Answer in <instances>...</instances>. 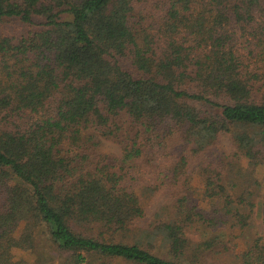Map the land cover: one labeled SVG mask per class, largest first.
Instances as JSON below:
<instances>
[{
  "label": "trees",
  "instance_id": "trees-1",
  "mask_svg": "<svg viewBox=\"0 0 264 264\" xmlns=\"http://www.w3.org/2000/svg\"><path fill=\"white\" fill-rule=\"evenodd\" d=\"M263 167L264 0H0V264H264Z\"/></svg>",
  "mask_w": 264,
  "mask_h": 264
},
{
  "label": "rangeland",
  "instance_id": "rangeland-1",
  "mask_svg": "<svg viewBox=\"0 0 264 264\" xmlns=\"http://www.w3.org/2000/svg\"><path fill=\"white\" fill-rule=\"evenodd\" d=\"M99 153L106 154L109 156L119 157L120 149L119 146L112 142L111 140H103L99 145ZM234 154V148L227 136H220L215 146L207 150L202 154L203 159H208L211 161H216L218 157L232 158ZM149 170H154L151 166H148ZM258 182V186H254L257 197L255 198L256 209L254 216L253 228L249 233H264V167L257 170L254 178ZM192 186L199 192L202 189L201 181L197 176L193 177ZM175 202V197L169 191L159 192L148 199H146L145 204L148 206L147 213L153 214L161 205L163 204H173ZM139 225H143L144 221L141 220ZM224 229V228H223ZM82 231V230H81ZM95 229L85 230L82 233L86 235L93 236ZM195 231L192 230L191 234L195 237ZM225 239L222 243L215 246L213 251L207 257L206 264H236L233 259V254L237 252L239 247L238 240L240 232L237 230H232L230 228H225L224 231ZM17 257L24 258L31 261L33 259L29 252H16Z\"/></svg>",
  "mask_w": 264,
  "mask_h": 264
}]
</instances>
